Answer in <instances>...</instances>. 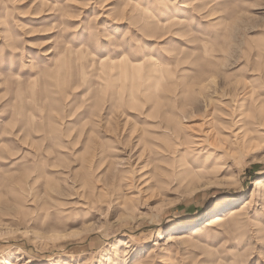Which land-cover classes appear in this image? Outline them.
I'll return each mask as SVG.
<instances>
[{
  "label": "rangeland",
  "instance_id": "1",
  "mask_svg": "<svg viewBox=\"0 0 264 264\" xmlns=\"http://www.w3.org/2000/svg\"><path fill=\"white\" fill-rule=\"evenodd\" d=\"M130 258L264 260V0H0V264Z\"/></svg>",
  "mask_w": 264,
  "mask_h": 264
},
{
  "label": "snow or ice",
  "instance_id": "2",
  "mask_svg": "<svg viewBox=\"0 0 264 264\" xmlns=\"http://www.w3.org/2000/svg\"><path fill=\"white\" fill-rule=\"evenodd\" d=\"M80 39L82 41H87L90 46H95L100 56H105L109 53H112L114 48H122L123 52L128 53L129 55L134 54L129 52V48L126 46V44H121L119 33L109 36L93 31L91 34H85L81 36ZM115 55H120V52H115ZM222 195L225 199L230 198V194L228 192H225ZM127 264H132L131 258L127 261ZM249 264H251V261ZM260 264H264V260H261Z\"/></svg>",
  "mask_w": 264,
  "mask_h": 264
},
{
  "label": "bare ground",
  "instance_id": "3",
  "mask_svg": "<svg viewBox=\"0 0 264 264\" xmlns=\"http://www.w3.org/2000/svg\"><path fill=\"white\" fill-rule=\"evenodd\" d=\"M220 217H216L215 219H213L214 221H212V224H218L220 222L221 219H219Z\"/></svg>",
  "mask_w": 264,
  "mask_h": 264
}]
</instances>
